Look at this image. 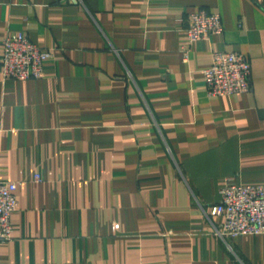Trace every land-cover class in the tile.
Wrapping results in <instances>:
<instances>
[{
	"label": "crops",
	"instance_id": "1",
	"mask_svg": "<svg viewBox=\"0 0 264 264\" xmlns=\"http://www.w3.org/2000/svg\"><path fill=\"white\" fill-rule=\"evenodd\" d=\"M200 10L224 32L185 62ZM19 33L52 51L40 79L1 72ZM214 52L249 60L250 92L209 95ZM0 178L19 198L0 264H264V235L205 215L264 185V0H0Z\"/></svg>",
	"mask_w": 264,
	"mask_h": 264
},
{
	"label": "built area",
	"instance_id": "2",
	"mask_svg": "<svg viewBox=\"0 0 264 264\" xmlns=\"http://www.w3.org/2000/svg\"><path fill=\"white\" fill-rule=\"evenodd\" d=\"M76 1V0H74ZM188 44L183 47L184 61L190 58L191 47L212 35L224 32L222 16L200 10L187 18ZM52 51L42 50L23 33L10 34L3 42V65L5 78L18 80L40 79L44 63ZM204 79L210 96H230L250 92L251 64L240 53L214 52L212 65L204 71ZM40 181V175H36ZM18 184L0 178V246L12 239L14 227L12 215L19 207ZM221 202L205 211L213 224L223 218V225L215 232L223 239L238 236L264 235V185H226L221 189Z\"/></svg>",
	"mask_w": 264,
	"mask_h": 264
}]
</instances>
